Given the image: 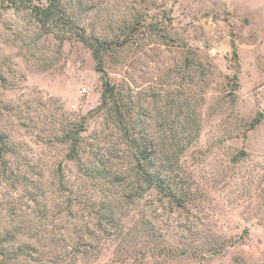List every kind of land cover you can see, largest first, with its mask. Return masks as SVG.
<instances>
[{
    "label": "rangeland",
    "instance_id": "374dc122",
    "mask_svg": "<svg viewBox=\"0 0 264 264\" xmlns=\"http://www.w3.org/2000/svg\"><path fill=\"white\" fill-rule=\"evenodd\" d=\"M47 5L0 0V264H264V0ZM90 35L127 134L96 110Z\"/></svg>",
    "mask_w": 264,
    "mask_h": 264
},
{
    "label": "trees",
    "instance_id": "16d2710c",
    "mask_svg": "<svg viewBox=\"0 0 264 264\" xmlns=\"http://www.w3.org/2000/svg\"><path fill=\"white\" fill-rule=\"evenodd\" d=\"M47 7L44 9L35 7L33 10L34 15L41 21L52 22L55 20H59V16L57 15L56 9L60 5L61 0H46ZM57 17V18H56ZM81 42L87 45L92 50V55L95 60V69L100 74V78L103 85V91L101 93V102L96 110H104L109 111L110 114H113V125L121 131L123 134H127V128L125 127V123L127 122V118L129 119L131 115L126 112V108L123 110L121 106L118 105L117 95H116V87L111 83L104 68V58H103V50H104V42L100 41L97 37L92 35L83 37ZM112 100L115 101L114 106L111 105ZM125 104V103H124ZM259 124V119H256L252 124L255 127ZM131 135L128 136L130 138ZM0 140L3 141V137L0 136ZM73 147L70 154V157L75 158V150L77 148V139H73ZM7 149L6 145H1V151L5 152ZM152 151L146 147L145 142H136V153L134 156V161L137 166V174L139 175V181L142 184H145L148 189L155 190L159 195H162L164 198H168L171 202H178V189L172 184L169 183L168 177L164 176L163 173L156 171L153 167V158ZM137 183V182H136ZM135 183V184H136ZM178 206H182L181 202H178Z\"/></svg>",
    "mask_w": 264,
    "mask_h": 264
}]
</instances>
